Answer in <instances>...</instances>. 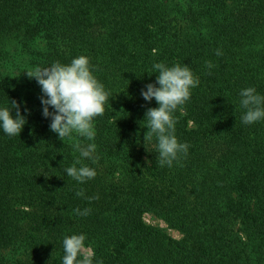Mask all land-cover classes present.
I'll return each mask as SVG.
<instances>
[{"label":"trees","instance_id":"1","mask_svg":"<svg viewBox=\"0 0 264 264\" xmlns=\"http://www.w3.org/2000/svg\"><path fill=\"white\" fill-rule=\"evenodd\" d=\"M81 55L109 102L94 140L61 141L26 72ZM155 63L199 80L173 113L189 147L171 167L143 139ZM248 87L264 96V0H0V108L14 100L26 120L19 136L0 128V264H62L63 239L81 234L92 264H264V119L242 123ZM78 159L94 178L67 176Z\"/></svg>","mask_w":264,"mask_h":264},{"label":"clouds","instance_id":"2","mask_svg":"<svg viewBox=\"0 0 264 264\" xmlns=\"http://www.w3.org/2000/svg\"><path fill=\"white\" fill-rule=\"evenodd\" d=\"M216 55H221V52L217 50ZM206 66L212 67L210 62ZM153 69L158 71L156 84L159 86L146 85V91L142 90L141 96L145 101L155 99L158 107L149 108L145 113L147 131L143 139L151 141L155 137L158 153L156 162L160 166L171 167L178 154L186 155L189 147L187 143H179L174 135L176 120L173 113L190 99V90L198 86L199 80L186 65L176 64L168 67L164 63H155ZM26 75L30 79L34 78L41 87L43 116L51 119L50 130L56 133L61 141L66 137L71 138L73 132L89 141L94 140L93 120L103 115L104 104L109 102L110 94L92 74L88 57L81 55L72 59L68 65L55 62L50 67H35L26 72ZM240 97V105L246 109L241 118L242 123L252 124L264 119V96L258 95L255 88L248 87L241 90ZM49 107L54 111L49 112ZM13 109L15 117L11 114ZM25 123V117L21 115L16 101L13 100L7 107L0 108V128L8 136H19ZM73 148L80 152L81 157L92 158L96 145L89 143L82 147L79 141H76ZM93 162H96L95 159ZM77 164H81L79 159L64 170L67 176L80 183L96 176L94 169L85 165L77 168ZM76 195L82 197L83 190L77 191ZM74 212L86 216L90 209L81 211L77 208ZM85 239L83 234L66 236L63 239L62 264H92L87 254L83 259H77L85 249Z\"/></svg>","mask_w":264,"mask_h":264},{"label":"rangeland","instance_id":"3","mask_svg":"<svg viewBox=\"0 0 264 264\" xmlns=\"http://www.w3.org/2000/svg\"><path fill=\"white\" fill-rule=\"evenodd\" d=\"M144 221L152 226L160 227L164 229V231L172 238L179 239L181 237L180 233L172 228H169L162 220L152 216L151 214H144ZM83 256L85 254L89 255V257H92V252L89 248L85 247L84 250H82Z\"/></svg>","mask_w":264,"mask_h":264}]
</instances>
